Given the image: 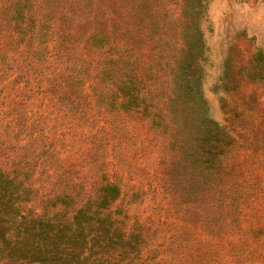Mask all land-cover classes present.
Segmentation results:
<instances>
[{
    "label": "rangeland",
    "instance_id": "rangeland-1",
    "mask_svg": "<svg viewBox=\"0 0 264 264\" xmlns=\"http://www.w3.org/2000/svg\"><path fill=\"white\" fill-rule=\"evenodd\" d=\"M81 2L100 33L87 26L79 55L37 53L30 76H7L0 13V167L40 194L117 185L92 251L105 264H264V0ZM54 71L82 81L70 110ZM125 72L141 89L127 105ZM209 120L227 136L203 146L218 168L199 160Z\"/></svg>",
    "mask_w": 264,
    "mask_h": 264
},
{
    "label": "trees",
    "instance_id": "trees-1",
    "mask_svg": "<svg viewBox=\"0 0 264 264\" xmlns=\"http://www.w3.org/2000/svg\"><path fill=\"white\" fill-rule=\"evenodd\" d=\"M85 9L86 4L81 0H5L0 8L5 22L3 53L8 62L17 64L10 69L12 71L8 70L7 76L16 73L19 76L24 71L28 76L29 72L35 73V66L39 64L35 61L37 53L46 52L51 59L54 56H68L72 50L81 54L79 51L84 49L87 42L86 39L81 46L87 26L92 24V28L96 29L94 33L98 35L101 27L98 24L103 23L95 20V8L90 18L84 15ZM71 46L75 47L69 50ZM10 53L19 57H13ZM261 57L262 54L259 59ZM19 58L29 62V67L21 65ZM80 61L81 57L77 62ZM53 73L50 78L52 93L59 87L60 94L56 99L68 101L69 110L74 108L78 99L83 97V91L76 89L82 81L72 75L68 79L58 80L56 71ZM124 77L119 94L127 105L139 98L141 89L135 88L129 73L125 72ZM182 91L197 97L191 85L182 86ZM20 117L21 114H18L15 121L18 122ZM210 123H214L215 127ZM207 126V137L198 139V147L200 150L202 148L199 160L201 162L204 158L202 162H209L211 168H218V154H206L203 146L226 145V132H219L212 120ZM212 148L215 150V146ZM50 153H54V150L51 149ZM19 173L17 168L0 167V259L3 264H105L101 256L95 257L92 251L96 247L104 249L105 240L101 239L99 230L110 226L108 223L112 224L107 212L118 199L120 188L107 182L96 189L95 195L88 196L87 200H79L77 196L80 197V193L77 196L73 194V188L59 192L51 189L46 194H40L39 189L33 188L32 182Z\"/></svg>",
    "mask_w": 264,
    "mask_h": 264
}]
</instances>
